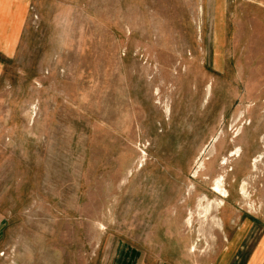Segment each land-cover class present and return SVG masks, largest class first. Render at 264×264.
<instances>
[{"label":"rangeland","instance_id":"1","mask_svg":"<svg viewBox=\"0 0 264 264\" xmlns=\"http://www.w3.org/2000/svg\"><path fill=\"white\" fill-rule=\"evenodd\" d=\"M12 6L0 264H243L264 237V0Z\"/></svg>","mask_w":264,"mask_h":264},{"label":"crops","instance_id":"2","mask_svg":"<svg viewBox=\"0 0 264 264\" xmlns=\"http://www.w3.org/2000/svg\"><path fill=\"white\" fill-rule=\"evenodd\" d=\"M12 2L13 0H0V34L2 35L15 36L19 32V21L22 16L13 11ZM243 264H264V237L255 241Z\"/></svg>","mask_w":264,"mask_h":264},{"label":"bare ground","instance_id":"3","mask_svg":"<svg viewBox=\"0 0 264 264\" xmlns=\"http://www.w3.org/2000/svg\"><path fill=\"white\" fill-rule=\"evenodd\" d=\"M231 155H233V153H231V154H230V156H231ZM215 192H218V193H220V192H221L220 188H219V187H216V190H215Z\"/></svg>","mask_w":264,"mask_h":264}]
</instances>
